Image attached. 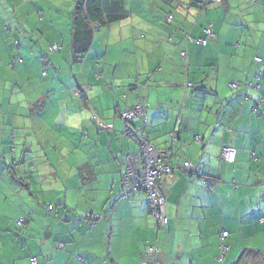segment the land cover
I'll return each instance as SVG.
<instances>
[{
    "label": "crops",
    "instance_id": "obj_1",
    "mask_svg": "<svg viewBox=\"0 0 264 264\" xmlns=\"http://www.w3.org/2000/svg\"><path fill=\"white\" fill-rule=\"evenodd\" d=\"M170 4L0 0V48L38 24L40 8L41 35L32 38L47 56L62 43L60 55H52L53 80L38 86L42 96L33 92L35 101L47 94L48 104L32 114V127L3 133L26 154L20 165L0 162V264H31V258L36 264H147L150 246L158 248L157 264H264V0H206V19L194 24L167 11ZM60 8L67 14L57 21ZM208 26L214 36L206 46L188 41V35L205 38ZM130 58L118 77L114 68ZM28 65L22 71L49 76ZM203 95L213 99L207 103ZM138 100L151 144L172 149L179 167L161 181L169 219L161 232L145 194L122 197L126 155L140 148L126 136L120 113ZM95 117L112 128L103 129ZM225 146L236 150L234 163L220 159ZM186 162L194 166L189 175L182 172ZM219 178L217 187L206 185ZM93 214L104 219H86ZM19 219L26 220L23 228ZM222 232L229 233L223 260Z\"/></svg>",
    "mask_w": 264,
    "mask_h": 264
},
{
    "label": "rangeland",
    "instance_id": "obj_2",
    "mask_svg": "<svg viewBox=\"0 0 264 264\" xmlns=\"http://www.w3.org/2000/svg\"><path fill=\"white\" fill-rule=\"evenodd\" d=\"M151 1L152 3H154L155 1L158 2V0ZM181 1L182 5L177 2H174V0H168V3H171L172 7L170 4L166 5L165 8L168 9L167 11L170 10L176 17L178 14L186 16V19L189 21V23L194 24L197 18H201L203 11L202 3H206V0H197L198 2H200V6H197L196 8L190 7L191 0ZM209 5L211 6L212 4ZM189 8L192 11H190V14L188 15L187 11ZM53 9L54 7L51 9V13ZM41 10L42 9L40 8L38 9V11H36L38 24L35 23V25L34 23H31L28 30L25 29L22 33L18 32V40H13L15 45L9 47L2 45L0 48L1 52L3 53H0V141H2L0 142V162L7 161L9 165H13L14 162H17V165H20L19 162H22V160L25 158L26 153L24 150H20V147L17 143L18 140L16 138L10 139L9 136L6 137L3 133L6 130H8V132L15 130V133H18L22 130H26L32 127L31 123L33 124V121L36 120L33 119L32 114L39 109H41L42 111L43 107L48 104L47 94L44 98H40V101H35L33 92L36 91L39 96H42V93L38 91V86L40 84H47L49 81L53 80V76L50 74L51 72L54 74L55 71L54 68H52V64L55 65L56 63V59L54 58V56L56 54L60 55L59 53H56L54 51L53 53L48 52L49 55L47 56L46 53H44L41 47L39 46V40L32 38L33 33L38 36L41 35L40 31L41 27L43 26L42 24H40L42 23L40 20ZM56 12H58V14H54V16H57L55 17L57 21L60 18L58 16H64V14L66 13L65 8H60V12L59 10H56ZM209 16L213 17L210 13ZM205 19L206 13L202 16L201 20L204 21ZM175 23L176 21L173 22V26H175ZM13 32L16 33L15 30ZM58 43L59 45H62L61 42ZM53 54L55 55L52 57ZM143 57L144 55H142V58ZM121 58L125 61L127 60L128 56H122ZM38 61L40 62V64L38 63ZM27 63H29L28 67L35 65V67L37 68L40 66V74H43L44 71H47V73H49V76H47L46 78L42 77L41 79L38 78L37 75V77H35L33 73H30L27 70L22 71V69L24 70L23 67L26 66ZM131 64L132 59L130 58L126 62L117 64L114 68V71H117L118 77H122L125 75ZM100 69L101 71H104L103 64H100ZM144 80H146V77L142 78L141 87H143L142 82H144ZM190 93H192V90H190ZM227 95L228 97L230 96L229 94ZM204 97L207 98V103L209 102V100L213 99V96L210 95H203V98L201 99L205 100L206 98ZM223 102L224 100L221 99L219 105ZM49 106H51V104ZM221 107L225 109L227 108V104L223 103ZM218 108L220 107L218 106ZM47 128L50 129L51 127L47 126ZM4 137H6L5 141H3ZM16 148L17 152L15 154L14 149ZM256 264L260 263L257 262Z\"/></svg>",
    "mask_w": 264,
    "mask_h": 264
},
{
    "label": "built area",
    "instance_id": "obj_3",
    "mask_svg": "<svg viewBox=\"0 0 264 264\" xmlns=\"http://www.w3.org/2000/svg\"><path fill=\"white\" fill-rule=\"evenodd\" d=\"M26 1V0H25ZM217 2H222L223 0H216ZM174 21V16L169 15L167 17V22L172 23ZM205 38L194 39L190 36L187 37L190 43H197L202 46H206L208 38L214 36V28L208 26L205 29ZM60 48L57 44L53 45L51 50L58 51ZM182 57L186 58L187 54L184 52L181 54ZM256 61L263 62L261 58H257ZM262 74L259 72L256 76L257 80H261ZM248 88L254 90H260L261 85L247 83ZM188 87H192L189 84ZM232 88H238L239 84H231ZM76 95L81 96V92L76 93ZM126 111L120 113V118L124 122V131L126 136L131 140L135 141L140 150L135 154L126 155V168L122 175L123 193L122 197L124 199H130L133 195L146 194L148 199V205L151 214L155 217L157 222V232L166 230L169 219L165 211V198L162 194L161 181L165 176H171L174 171L179 168L177 165L173 164L176 154L172 149L169 150H158L149 141L148 137L144 132L146 126V108L141 104V101ZM256 108L253 112H257ZM97 122L103 129H110L112 125L106 126L101 120L95 117ZM138 122L139 125L136 126L135 123ZM175 137L174 134L172 136ZM220 159L226 162L234 163L236 160V150L230 147H223L221 149ZM194 171V166L190 162H186L182 166V172L184 175H189ZM221 182L220 178L215 180H206V185L210 188H215ZM48 211H52L53 206L47 207ZM90 219L95 221H100L103 219L102 215H89ZM19 225L26 224L25 219H20L18 221ZM229 237L228 232H222L220 236V250L223 257L228 253L229 246L226 244V240ZM61 249H64L61 246ZM157 254L158 248L156 246H150L146 250V263L147 264H157ZM31 264H36L37 260L31 258Z\"/></svg>",
    "mask_w": 264,
    "mask_h": 264
},
{
    "label": "trees",
    "instance_id": "obj_4",
    "mask_svg": "<svg viewBox=\"0 0 264 264\" xmlns=\"http://www.w3.org/2000/svg\"><path fill=\"white\" fill-rule=\"evenodd\" d=\"M24 1H25V0H24ZM27 1H28V0H26V2H27ZM195 2H196V3H195L193 6L196 7V6H198V4H197V1H195ZM95 25H96V27H97V28H95L96 30L101 26V24H100L99 22H98L97 24H95ZM5 30L8 31V32L11 31L9 26H6V27H5ZM17 32H18V31H17ZM188 36H189V35H188ZM188 36H187V37H188ZM190 37H191V36H190ZM15 40H18V39H15ZM15 40H14V41H15ZM14 45H15V44H14ZM54 45H55V44H54ZM57 45H58V44H57ZM52 46H53V45H52ZM52 46H51V48H52ZM58 46H59V45H58ZM59 48H60V49H59L58 51L61 50V47H60V46H59ZM51 51H52V50H51ZM58 51H57V52H58ZM256 59H257V58H256ZM256 62H258V61H256ZM258 63H260V62H258ZM12 64H13V63H12ZM12 64H11V65H12ZM262 78H263V76H261V79H262ZM191 84H192V83H191ZM192 85H193V84H192ZM234 89H235V88H234ZM81 94H82V93H81ZM193 94L195 95V94H196V91H194ZM260 103H263V104H264V99H262ZM256 109H257V108H256ZM257 110H258V109H257ZM257 112H258V111H257ZM257 112H252V113L255 114V113H257ZM144 132H145L146 136H147L148 139H149L147 123H146V126H145V128H144ZM149 141H150V139H149ZM150 143H151V141H150ZM225 147H226V146H225ZM161 187H162V186H161ZM161 191H162V189H161ZM162 194H163V193H162ZM137 195H138V194H137ZM145 195H146V194H145ZM133 196H134V195H133ZM133 196H132V197H133ZM132 197H130V199H131ZM146 197H147V196H146ZM125 200H129V199H125ZM147 204H148V199H147ZM53 208H54V207H53ZM148 208H149V205H148ZM149 211H150V209H149ZM150 213H151V212H150ZM93 215H94V214H93ZM86 219L90 220L91 222H94V220L90 219L89 215L86 217ZM103 219H104V216H103ZM103 219H102V220H103ZM19 220H20V219H19ZM19 220H18V221H19ZM100 221H101V220H100ZM95 222H98V221H95ZM17 223H18V222H17ZM25 225H26V224H23V225H19V224H18V227H19V228H23ZM228 238H229V237H228ZM147 249H148V248H147Z\"/></svg>",
    "mask_w": 264,
    "mask_h": 264
},
{
    "label": "clouds",
    "instance_id": "obj_5",
    "mask_svg": "<svg viewBox=\"0 0 264 264\" xmlns=\"http://www.w3.org/2000/svg\"><path fill=\"white\" fill-rule=\"evenodd\" d=\"M223 1H224V0H223ZM223 1H222V2H223ZM189 84H191V83H189ZM192 87H193V85H192ZM192 87H190V88H192ZM146 120H147V117H146ZM156 149H157V148H156Z\"/></svg>",
    "mask_w": 264,
    "mask_h": 264
}]
</instances>
